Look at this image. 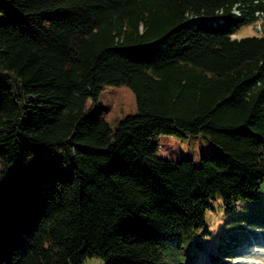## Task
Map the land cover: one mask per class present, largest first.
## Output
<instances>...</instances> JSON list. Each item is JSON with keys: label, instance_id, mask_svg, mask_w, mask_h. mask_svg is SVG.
Returning <instances> with one entry per match:
<instances>
[{"label": "trees", "instance_id": "1", "mask_svg": "<svg viewBox=\"0 0 264 264\" xmlns=\"http://www.w3.org/2000/svg\"><path fill=\"white\" fill-rule=\"evenodd\" d=\"M264 0H0V264H193L211 201L264 182ZM129 87L115 127L98 105ZM223 156L170 161L158 135ZM69 162L73 175L59 166Z\"/></svg>", "mask_w": 264, "mask_h": 264}, {"label": "rangeland", "instance_id": "2", "mask_svg": "<svg viewBox=\"0 0 264 264\" xmlns=\"http://www.w3.org/2000/svg\"><path fill=\"white\" fill-rule=\"evenodd\" d=\"M264 33L262 22L243 25L234 39ZM98 105L105 119L115 127L127 116L136 113L133 91L125 86H107L99 95ZM158 156L170 161L191 160L196 167L203 158L223 156L224 150L204 135L176 137L158 135ZM58 170L66 177L73 175L69 162ZM257 201H237L231 207L223 205L220 197L211 201L205 213V225L194 233L191 252L193 264H264V182ZM83 264H105L100 257H92Z\"/></svg>", "mask_w": 264, "mask_h": 264}, {"label": "built area", "instance_id": "3", "mask_svg": "<svg viewBox=\"0 0 264 264\" xmlns=\"http://www.w3.org/2000/svg\"><path fill=\"white\" fill-rule=\"evenodd\" d=\"M256 15L259 16V19L256 21V23L262 22L264 25V13L263 12H256ZM264 35V33H262Z\"/></svg>", "mask_w": 264, "mask_h": 264}]
</instances>
